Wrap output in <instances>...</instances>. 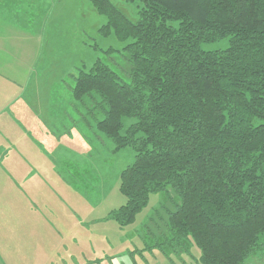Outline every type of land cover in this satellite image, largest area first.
I'll return each mask as SVG.
<instances>
[{"label":"trees","instance_id":"obj_1","mask_svg":"<svg viewBox=\"0 0 264 264\" xmlns=\"http://www.w3.org/2000/svg\"><path fill=\"white\" fill-rule=\"evenodd\" d=\"M126 1L142 3L136 22L89 0L106 19L100 34L127 42L129 81L97 59L70 87L103 115L96 131L135 152L120 176L126 201L104 220L125 227L170 187L180 202L154 244L165 258L243 264L264 248V0ZM222 39L225 49L202 48Z\"/></svg>","mask_w":264,"mask_h":264},{"label":"rangeland","instance_id":"obj_2","mask_svg":"<svg viewBox=\"0 0 264 264\" xmlns=\"http://www.w3.org/2000/svg\"><path fill=\"white\" fill-rule=\"evenodd\" d=\"M59 1H61L60 4H58ZM110 1L131 21H137L138 10L142 4L140 1ZM8 4L9 12L12 11L10 14L24 17V19L32 16L39 18V16H43V13L50 15V11L55 7L53 15L56 19L50 24L48 23L47 39L42 45H40V40L37 43L40 50V64L45 67L44 72L39 73V78L50 79V85L53 84L49 88L50 92H55L54 95L59 94L62 101L73 99L70 87L74 85L72 76L78 74L76 68L87 71L97 59L109 66L123 80L129 81L126 76L128 64L122 52V47L127 42H120L114 34L107 36L100 34L99 29L106 23V19L97 13L89 0H12ZM172 24L176 25V22ZM22 27L23 23L19 22L18 28L26 33L40 32V29H37V32H30ZM226 47H228V39L202 44L203 49L210 51ZM109 49L115 51H109ZM40 92L43 93L42 87H40ZM87 100L88 98L85 97L81 103L73 99V103L79 107L77 112L74 106L70 105L72 115L77 118L80 124L78 126L72 124L66 116L65 127L56 129V131L60 129L61 132L60 135H57L59 139H56V131L52 135L59 143L58 145H64L55 146V150L58 153L64 151L65 156L72 161L70 164L65 163L64 170L57 163L56 172L64 186L69 185L68 176L69 172H72V176L75 177L74 179L70 177L73 184L72 189L90 193L93 190L96 197L91 194L90 197L94 198L93 200L88 199V201L96 200L100 203L104 197L103 203L92 211L83 212L82 208L80 213L78 212L82 215V224L88 225V229L78 227L67 207L57 203L53 208V218L57 223L66 225L64 228H59V231L54 232L44 228L46 225L42 223L43 214L39 216V225L33 226L35 228L32 230H27L21 222L19 228L14 225L13 230H3L0 237L8 242L7 251L13 250L11 246H15L18 249L17 254L26 261L35 264H59L53 263L57 257L49 252L45 243H53L58 240L72 241L76 237L77 240H82V244L79 246L82 249L86 247L88 241L92 244L89 245L90 253L87 261L83 257H79L80 263H73L65 254L59 257L69 260L70 264H195L191 258L182 253L179 255L170 254L171 261H169L162 254L161 248L155 247L156 242H163L164 236L168 235L165 225L167 211L174 210L175 204L180 202L170 187L164 191L150 194L147 207L137 215L135 222L125 227H119L117 222L112 219L104 220L109 212L126 201L124 195L119 191L120 176L122 171L133 163L135 152L131 147L116 150L110 140L96 131L95 122L102 119L103 115L99 111L91 110ZM134 122L135 118L124 119L121 133H124L125 128ZM41 130L47 129L40 123ZM50 143L48 137L41 136L43 150ZM77 151H79V155ZM75 181H79V190L74 187ZM61 200L65 205H68L66 196H62ZM89 202L88 208L92 207ZM89 219L97 222L93 224L90 222V225L87 223ZM109 220L112 225L108 223ZM31 240L37 241L40 246L33 247ZM21 242L23 243L21 244ZM186 245L191 255L198 256L199 250L196 246L189 245V243ZM148 246L152 249L150 250ZM14 254L15 251L13 260H15ZM89 259L91 260L89 261ZM243 264H264V248L250 256Z\"/></svg>","mask_w":264,"mask_h":264},{"label":"crops","instance_id":"obj_3","mask_svg":"<svg viewBox=\"0 0 264 264\" xmlns=\"http://www.w3.org/2000/svg\"><path fill=\"white\" fill-rule=\"evenodd\" d=\"M9 2L12 0H0V233L13 230L14 225L19 228L20 222L27 230H32L35 228L33 226L39 225L41 214L44 215L42 223L46 225L45 229L59 231L66 225L57 223L53 218V208L57 203L67 207L78 227L88 229V225L82 224V215L79 213L82 208L83 212L94 210L103 203L104 197L100 203L96 200L89 202L88 199L93 200L96 193L93 190L91 193L80 192L79 181H75L74 185L79 191L72 189L70 177L75 178L72 172L68 176L69 185L61 183L56 172L57 163L64 170L65 163L70 164L72 161L65 156L64 151L58 153L55 150V146L64 145H58L52 136L58 127H65L66 116L72 124H80L72 115L70 105L74 106L76 112L79 107L73 103V99L69 100L70 103L62 101L59 94L50 92L49 88L53 86L50 85V79L39 78V73H43L45 67L40 64L37 43L40 40L42 45L46 41L48 23L56 19L53 15L55 7L50 15L43 13L39 18L32 16L24 19L10 14ZM19 22L23 23L24 30L37 32L40 29V32L26 33L18 28ZM40 123L48 131H40ZM60 134L59 129L55 134L57 140ZM42 135L51 141L45 150L41 147ZM77 154H80L79 151ZM62 196L68 199V205L61 200ZM88 202L92 207L88 208ZM90 222L93 224L97 221L87 220L88 224ZM108 223L112 225L110 220ZM31 243L33 247L40 246L37 241L31 240ZM81 244L82 240L74 237L72 241L58 240L45 243V246L57 257L53 263L70 264L69 260L59 257L65 254L73 263H80L79 257L87 261L92 242L88 241L83 249L79 247ZM8 246V242L0 237V264H35L18 255L15 246H11L13 250L7 251Z\"/></svg>","mask_w":264,"mask_h":264}]
</instances>
